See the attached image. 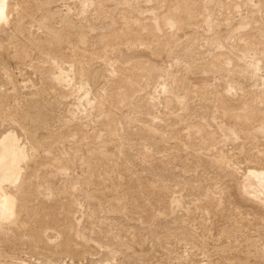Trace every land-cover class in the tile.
<instances>
[{"label":"rangeland","instance_id":"1","mask_svg":"<svg viewBox=\"0 0 264 264\" xmlns=\"http://www.w3.org/2000/svg\"><path fill=\"white\" fill-rule=\"evenodd\" d=\"M11 2L0 264H264V0Z\"/></svg>","mask_w":264,"mask_h":264},{"label":"bare ground","instance_id":"2","mask_svg":"<svg viewBox=\"0 0 264 264\" xmlns=\"http://www.w3.org/2000/svg\"><path fill=\"white\" fill-rule=\"evenodd\" d=\"M11 1L12 0H0V32L2 33H6L9 28H11L10 30H13V32H15L16 30L15 27H18L15 25L14 27L11 21L12 13L15 12L16 15L18 13L17 8L15 7L18 3L16 5H13ZM22 26L24 25L22 24ZM64 78H65V82L68 84L73 82L71 80L70 74H66L65 76L61 75L57 79L60 82ZM263 83H264V78H263ZM96 102L97 103H94V105L97 104L98 107L100 108L99 103H98L99 101H96ZM26 152H27L26 146H24L21 143V139L18 138L15 132L7 131L3 135L0 136V221L9 223V222H12L16 217V211H17L16 210V204H17L16 198L7 189V187H10V186L13 187L22 180L23 164L28 159V155ZM240 187L243 193L247 194L251 199L253 198L254 200L264 205V169L248 168L246 173L244 174V179L241 182Z\"/></svg>","mask_w":264,"mask_h":264}]
</instances>
